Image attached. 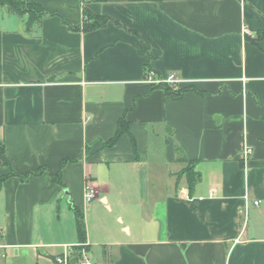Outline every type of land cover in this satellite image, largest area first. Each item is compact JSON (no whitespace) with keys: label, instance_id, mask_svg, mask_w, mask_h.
Wrapping results in <instances>:
<instances>
[{"label":"crops","instance_id":"1","mask_svg":"<svg viewBox=\"0 0 264 264\" xmlns=\"http://www.w3.org/2000/svg\"><path fill=\"white\" fill-rule=\"evenodd\" d=\"M34 1L121 26L47 16L28 33L0 6V146L19 173L67 160L64 186L5 181L0 264H59L79 244L95 264H264V0ZM148 63L185 92L147 82ZM121 117L129 133L104 146ZM179 150L201 175L192 193Z\"/></svg>","mask_w":264,"mask_h":264},{"label":"trees","instance_id":"2","mask_svg":"<svg viewBox=\"0 0 264 264\" xmlns=\"http://www.w3.org/2000/svg\"><path fill=\"white\" fill-rule=\"evenodd\" d=\"M0 6L4 7L8 13L21 17L24 21L25 31L28 33H32L34 29L39 28L42 24L43 19L47 16H58L61 19L62 23L66 25L71 31H93L107 26L109 22H114L115 24L121 26L119 22L113 20L110 16L94 14L91 10L87 9L86 7H83V24L81 27H77L62 12L58 10H50L44 7L41 3L36 2L34 0H0ZM133 32L137 33L135 31ZM257 33L258 38L251 39L254 43H257V40L264 39V31H258ZM147 52V46H144L143 49L140 51L141 54H146ZM150 71L153 70L151 69V66L148 63L145 74L147 75ZM157 86L162 87L166 94L171 95L175 98L180 97L185 92V89H175L174 87L165 83L158 84ZM126 133H129L128 122L125 120L124 117H121L118 120L115 134L112 138H110L107 142L104 143V146L115 145L120 139V137ZM133 145H136L134 139ZM0 159L2 160L3 165L9 168V172L7 174L0 175V192L4 186L5 181L10 177H17L21 181H24L30 176H39L45 172H49L56 183L64 186L61 178V173L67 160H64L62 162L61 168L58 172H53L46 166H40L39 168L29 170L26 173H19L13 168L11 162L8 160L3 146H0ZM177 161H182L185 163V166L182 169L181 173L178 174V177L180 178L185 175L187 181V188L189 190V193H192L194 191L195 185L200 181L201 175L195 169L194 161L187 160L180 150L178 152ZM73 209L78 222L79 237L81 240H83L85 237L83 215L77 207L73 206Z\"/></svg>","mask_w":264,"mask_h":264},{"label":"built area","instance_id":"3","mask_svg":"<svg viewBox=\"0 0 264 264\" xmlns=\"http://www.w3.org/2000/svg\"><path fill=\"white\" fill-rule=\"evenodd\" d=\"M247 32V31H246ZM248 34V32H247ZM145 80L153 85H158L161 83H168L170 84L172 87L175 88V84L178 82V78L177 75L175 73H171L168 75V77L166 79H162L160 78L154 71H150L146 77ZM252 150L251 148H245V155H249L251 154ZM96 194V190L94 189V187L87 183L86 185V199L88 202H90ZM181 196H184L186 198H189V195L187 192H185L184 190L181 191ZM214 194V193H213ZM255 204H258L257 201L254 202ZM3 233L0 230V241L2 239ZM1 247V245H0ZM78 249L74 250V246H67L66 250L63 252L62 255H58L56 257V261L59 264H69L70 260L72 259L73 255H76L77 257V261L79 264H95L89 257L87 250L85 248V246L83 244H79Z\"/></svg>","mask_w":264,"mask_h":264},{"label":"rangeland","instance_id":"4","mask_svg":"<svg viewBox=\"0 0 264 264\" xmlns=\"http://www.w3.org/2000/svg\"><path fill=\"white\" fill-rule=\"evenodd\" d=\"M256 36V35H255ZM257 38H258V35H257ZM182 171V170H181Z\"/></svg>","mask_w":264,"mask_h":264}]
</instances>
